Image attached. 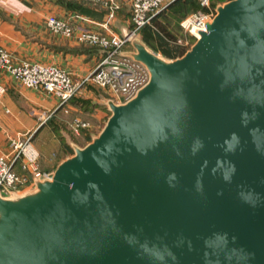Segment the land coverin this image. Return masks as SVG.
<instances>
[{"label":"water","instance_id":"water-1","mask_svg":"<svg viewBox=\"0 0 264 264\" xmlns=\"http://www.w3.org/2000/svg\"><path fill=\"white\" fill-rule=\"evenodd\" d=\"M182 56L31 192L0 196V264H264V0H228Z\"/></svg>","mask_w":264,"mask_h":264},{"label":"built area","instance_id":"built-area-1","mask_svg":"<svg viewBox=\"0 0 264 264\" xmlns=\"http://www.w3.org/2000/svg\"><path fill=\"white\" fill-rule=\"evenodd\" d=\"M80 1L97 3L103 8L105 19L98 25L105 31L81 25L86 18L80 14L64 17L49 14L45 18V25L54 34L101 50L95 65L82 80H76L69 72L54 64L28 60L16 63L12 54L3 47H0V69L5 70L27 88L42 90L55 96L58 105L63 108L82 85L90 84L108 93L112 98L110 100L115 104L125 103L147 84L150 74L146 66L133 59L131 51H125L124 48L130 37L136 35L139 27L151 24L153 16L173 0H130L132 27L123 35L107 32L108 25L120 9L119 0ZM199 1L200 5L207 9L193 12L180 23L183 31L189 32V37H186L185 41L179 36L176 37V43L181 45L185 52L192 46L191 40L195 42L199 38V32L205 30V24L212 20L217 12V6H209L210 0ZM4 93L5 87L0 83V102ZM64 112H67L66 108ZM32 113L43 122L44 112L33 110ZM69 125L76 134L89 128V123L77 116L71 118ZM52 174L53 170L44 171L40 168L39 152L29 136L11 137L9 152L0 154V196L2 198L20 196L28 191L26 189L35 188L37 181L50 179Z\"/></svg>","mask_w":264,"mask_h":264},{"label":"crops","instance_id":"crops-1","mask_svg":"<svg viewBox=\"0 0 264 264\" xmlns=\"http://www.w3.org/2000/svg\"><path fill=\"white\" fill-rule=\"evenodd\" d=\"M69 1L0 0V47L12 54L16 63L28 60L54 64L76 80H82L91 71L100 53L89 52L82 45L54 34L46 27L45 18L49 14L61 17L80 14L86 18L81 25L105 31L98 25L105 19V13L102 10V15H99L94 9L89 14L80 13L67 6ZM119 2L120 9L108 25L107 32L123 35L131 26L130 0ZM0 83L5 87L0 102V154L9 152L11 137L29 136L39 152L42 170H54L68 158L71 148L67 136L70 132L62 122V118L67 117L63 113L71 117L78 115L75 111L90 116L95 111L109 112L104 106V99L99 102L97 96L84 85L77 92L80 95L75 94L64 106L67 109L64 112L55 96L23 86L3 69H0ZM33 110L46 113L47 121L40 122Z\"/></svg>","mask_w":264,"mask_h":264},{"label":"trees","instance_id":"trees-1","mask_svg":"<svg viewBox=\"0 0 264 264\" xmlns=\"http://www.w3.org/2000/svg\"><path fill=\"white\" fill-rule=\"evenodd\" d=\"M66 4L68 7L78 10L80 13L89 14L92 9H94L90 3L80 0H71ZM199 8L201 7L196 0H173L153 16L151 24L139 27L136 34L148 48L159 52L163 57L168 59L180 57L184 54L185 49L176 43V28L169 27V25H172L171 20L173 16H177L178 19H181L188 11H195ZM103 12L105 11L103 10ZM130 27H132V25ZM80 45L85 47L89 52L101 53V50L95 46ZM72 97L70 99H72ZM87 131L88 130L84 129L83 132L85 133L83 134L86 139H90L89 132Z\"/></svg>","mask_w":264,"mask_h":264},{"label":"rangeland","instance_id":"rangeland-1","mask_svg":"<svg viewBox=\"0 0 264 264\" xmlns=\"http://www.w3.org/2000/svg\"><path fill=\"white\" fill-rule=\"evenodd\" d=\"M197 2H198V4L200 5V1L199 0H196ZM228 0H210L209 1V6H211V7H214V6H218V5H222L223 3H225V2H227ZM172 2V1H171ZM91 5H92V7L94 8V10H96L97 11V13L99 14V15H102L101 13H102V10H103V8L99 5V4H97V3H90ZM169 4V3H168ZM167 4V5H168ZM166 5V6H167ZM165 6V7H166ZM165 7H163V8H165ZM200 7L201 8H199V9H202L203 11L204 10H206L207 8H205V7H202L201 5H200ZM162 8V9H163ZM161 9V10H162ZM199 9H197V10H199ZM160 10V11H161ZM197 10H195V11H197ZM195 11H188L187 13H186V15L184 16V17H182L181 19H178L177 18V16H173V19L171 20V24L172 25H169V27H174V28H176L175 29V31H176V33H177V35H176V37L177 36H179L180 38H182L184 41L186 40L185 38L186 37H189V32L188 31H186L185 30V32L183 31V29L180 27V23L183 21V19L185 18V17H187L188 15H190V14H192L193 12H195ZM105 13V12H104ZM163 19V18H162ZM188 32V33H187ZM134 40H139V41H141L142 42V40L139 38V36L136 34V35H134V36H132V37H130V39H129V42L127 43V45L125 46V48H124V50L125 51H134L135 49H134V47H133V44H132V42L134 41ZM182 40V41H183ZM144 43V42H143ZM190 44L191 45H193L194 44V41L193 40H191V42H190ZM148 48V47H147ZM189 48V46L187 47V49ZM151 51H153V52H155V53H157L159 56H161V57H163L159 52H157V51H154V50H152L151 48H149ZM164 59H166V60H172V59H168V58H165V57H163ZM88 86H89V88H88ZM85 87L88 89V90H91L96 96H97V98L96 99H99L98 101L99 102H101V99H104V106H106V108H108V102L109 101H111L110 99H112L110 96H109V94L108 93H106L104 90H102V89H100V88H98V87H96V86H94V85H85ZM79 92V91H78ZM76 95L78 96V95H80V93L78 94V93H76ZM80 98H81V96H80ZM83 103V102H82ZM84 105V104H83ZM102 106H103V104H101ZM105 110H103V112L102 111H98V112H94L91 116L89 115V114H86V113H84V112H81L80 113V111H75L78 115H71V117L70 116H68L67 114H65V113H63L64 115L63 116H67V117H64V118H62L63 119V121L62 122H65V124H66V127H68V131L70 132L69 133V135L67 136V139H68V141H69V143H70V152L68 153V157H70V156H72L73 154H74V151H75V148L76 147H83V146H85L86 144H88L92 139H93V137H95V136H97L98 135V133L100 132V130L103 128V126H104V124H105V122H106V119L108 118V116L110 115V111L108 112V111H105ZM71 113V112H70ZM105 113V114H104ZM85 115V116H84ZM44 116H45V118H44V120H43V123H45L46 121H47V118H48V115L45 113L44 114ZM75 116H77V117H79V118H81L82 120H84V121H86V122H88L89 123V128L88 129H86V130H88L87 132H89L88 134H89V137H90V139H86L85 138V136H84V134L83 133H85V132H81V133H79V134H76L72 129H71V127H70V125H69V121L71 120V118H73V117H75ZM69 117V118H68ZM68 118V119H67ZM61 120V117L59 118V121ZM58 121V120H57ZM61 122V121H60ZM61 122V123H62ZM65 124L63 125L64 127H65ZM86 132V133H87ZM52 169H49L48 171H51ZM44 171H47V170H44ZM54 171V170H53ZM35 188H33L32 189V187H30V188H28V189H26V190H28V191H26V193H28V192H31V191H33ZM25 194V193H24Z\"/></svg>","mask_w":264,"mask_h":264}]
</instances>
